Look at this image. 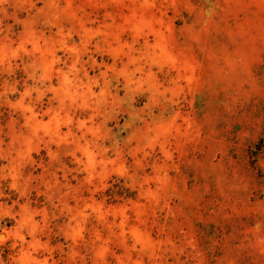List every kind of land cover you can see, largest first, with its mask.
<instances>
[{
  "label": "rangeland",
  "instance_id": "1",
  "mask_svg": "<svg viewBox=\"0 0 264 264\" xmlns=\"http://www.w3.org/2000/svg\"><path fill=\"white\" fill-rule=\"evenodd\" d=\"M0 129L6 264H264V0H6Z\"/></svg>",
  "mask_w": 264,
  "mask_h": 264
},
{
  "label": "clouds",
  "instance_id": "2",
  "mask_svg": "<svg viewBox=\"0 0 264 264\" xmlns=\"http://www.w3.org/2000/svg\"><path fill=\"white\" fill-rule=\"evenodd\" d=\"M5 3H6V0H0V5L5 4ZM4 135H7V133H4L3 129H0V144H2L4 142L3 138H2ZM39 139L42 140V137H40ZM68 143H72V141H68ZM33 150H35V149H33ZM18 155H19V153H18ZM99 155H100L99 152L95 153V156H99ZM95 156L92 157L93 160H95ZM0 159H7V157L6 156H0ZM90 167H91L93 179H98L102 182L104 179L107 178L106 175L104 174V167L101 166L100 161H98V160L95 161V166H90ZM96 168H100V171H96ZM5 214H7V213H5ZM19 238L21 240L23 239V237H19ZM0 264H6L5 260L0 258Z\"/></svg>",
  "mask_w": 264,
  "mask_h": 264
}]
</instances>
